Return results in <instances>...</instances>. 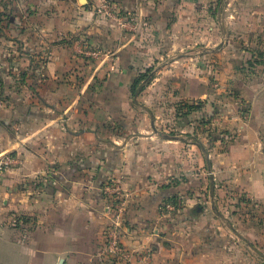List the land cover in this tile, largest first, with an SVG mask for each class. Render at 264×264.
Returning a JSON list of instances; mask_svg holds the SVG:
<instances>
[{
  "label": "crops",
  "instance_id": "crops-1",
  "mask_svg": "<svg viewBox=\"0 0 264 264\" xmlns=\"http://www.w3.org/2000/svg\"><path fill=\"white\" fill-rule=\"evenodd\" d=\"M5 154L0 264H264V0H0Z\"/></svg>",
  "mask_w": 264,
  "mask_h": 264
},
{
  "label": "built area",
  "instance_id": "built-area-1",
  "mask_svg": "<svg viewBox=\"0 0 264 264\" xmlns=\"http://www.w3.org/2000/svg\"><path fill=\"white\" fill-rule=\"evenodd\" d=\"M96 13L107 18H113L117 21V25L122 29L136 30L137 18L134 15L119 16L111 12L109 5L102 4L95 9ZM81 54L89 59L108 58L113 59L112 51L102 47H88L84 46ZM13 163V157L5 154L0 157V175ZM104 192L110 197V223L107 230V237L105 242L104 255L110 259L125 260L127 253L120 243V231L123 223L124 215V196L122 191L113 181H109L104 186ZM172 209L170 204H165L161 207L162 213H167Z\"/></svg>",
  "mask_w": 264,
  "mask_h": 264
},
{
  "label": "trees",
  "instance_id": "trees-1",
  "mask_svg": "<svg viewBox=\"0 0 264 264\" xmlns=\"http://www.w3.org/2000/svg\"><path fill=\"white\" fill-rule=\"evenodd\" d=\"M153 73L151 71V68H147L144 72L139 73L137 78L135 79L133 85H132V92L134 94L142 91L147 84H149L150 80L152 79ZM240 106L237 105L238 111L239 112H245L246 111V105L242 102L239 103ZM204 104L202 103H197L194 105L191 104H182L180 103L177 106L176 110V120H179L180 123L182 122H189L188 116L191 115L192 113L195 114V112H200L201 109H203ZM219 108L214 107L213 114H218L219 113ZM211 116H206L203 114V119H210Z\"/></svg>",
  "mask_w": 264,
  "mask_h": 264
}]
</instances>
